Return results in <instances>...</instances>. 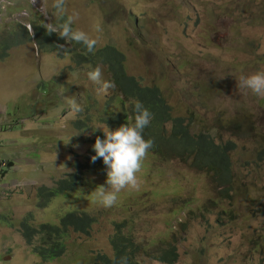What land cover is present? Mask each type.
<instances>
[{
	"label": "rangeland",
	"instance_id": "374dc122",
	"mask_svg": "<svg viewBox=\"0 0 264 264\" xmlns=\"http://www.w3.org/2000/svg\"><path fill=\"white\" fill-rule=\"evenodd\" d=\"M39 15L48 27L65 15L74 35L114 45L127 73L158 86L194 132L234 141L235 182L225 197L205 172L162 162L137 143L117 152L105 174H87L73 192L47 198L96 134L115 145L96 116L109 75L77 66L68 42L61 56L25 42L0 57V264H95V254L111 255L119 224L138 247L137 264H160L144 250L156 253L161 239L177 246L175 264H264V162L255 157L264 145V0H0V42L17 24L32 33ZM239 123L251 127L248 136ZM73 211L88 214L89 235L68 228L53 260L37 253L51 248L43 234L30 243L21 235L25 219L35 228L57 225Z\"/></svg>",
	"mask_w": 264,
	"mask_h": 264
},
{
	"label": "trees",
	"instance_id": "16d2710c",
	"mask_svg": "<svg viewBox=\"0 0 264 264\" xmlns=\"http://www.w3.org/2000/svg\"><path fill=\"white\" fill-rule=\"evenodd\" d=\"M25 4L31 14V6ZM40 17L39 15L31 20L32 33H29L25 25L17 24L6 37L7 42H4V38L0 42V57H5L10 48L29 41H34L46 52H55L61 56L68 51L65 47L68 42L72 46L73 58L77 66L101 67L109 75L110 91L103 97L104 105L96 116L98 123L108 127L115 135V145L109 146L102 134H96L90 140V142L93 140V144L87 150L82 162L75 164V172L57 180L55 186L46 192L47 198L73 192L81 185L87 174L95 171L105 174V167L117 152L137 143L143 144L162 162L178 160L205 172L213 183L222 188L221 194L228 197V189H232L235 182L231 160V153L237 148L234 141L221 143L209 132H194L192 120L175 116L158 86L144 84L140 78L127 73L125 56L114 45L97 47L93 42L74 35L67 26L65 15L58 20L54 19L50 27L41 22ZM51 84L52 82L39 84L47 87L43 90L45 92L43 95L51 93ZM39 86L36 88L37 91ZM53 99L57 100V97L53 96ZM93 103L95 100L88 103L87 109L91 108ZM115 103L119 105L116 111ZM86 117L91 119L89 116ZM73 125L80 128L85 122L75 121ZM243 125V123L237 124V131L242 137H246L251 127L240 130ZM255 157L258 164L264 162V145H259L255 150ZM40 191L42 192V189ZM89 222L90 217L82 211L66 213L57 225L44 223L38 228L30 225L25 219L22 221L21 235L30 243L33 235L43 234L42 239L46 238L51 248L41 252L38 249L37 253L42 255L44 260L50 261L62 253L68 228L87 236ZM122 229L124 224L117 225L115 233L110 238L111 255L95 254V264H137L138 247H134L135 243L131 239L123 238ZM155 243H157L156 253L144 250L147 258L160 264H175L178 261L177 246L173 242L161 239L153 242ZM36 250L37 248L35 252Z\"/></svg>",
	"mask_w": 264,
	"mask_h": 264
},
{
	"label": "clouds",
	"instance_id": "9594fccd",
	"mask_svg": "<svg viewBox=\"0 0 264 264\" xmlns=\"http://www.w3.org/2000/svg\"><path fill=\"white\" fill-rule=\"evenodd\" d=\"M1 6L3 7V4H1ZM29 30V29H28ZM30 31V30H29Z\"/></svg>",
	"mask_w": 264,
	"mask_h": 264
},
{
	"label": "built area",
	"instance_id": "2783aa9c",
	"mask_svg": "<svg viewBox=\"0 0 264 264\" xmlns=\"http://www.w3.org/2000/svg\"><path fill=\"white\" fill-rule=\"evenodd\" d=\"M0 180H1V175H0Z\"/></svg>",
	"mask_w": 264,
	"mask_h": 264
}]
</instances>
